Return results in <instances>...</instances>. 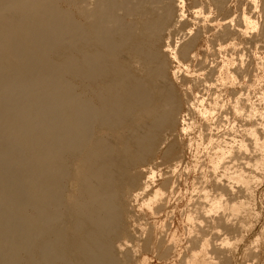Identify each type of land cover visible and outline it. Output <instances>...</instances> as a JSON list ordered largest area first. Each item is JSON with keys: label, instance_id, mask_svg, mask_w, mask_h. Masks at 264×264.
<instances>
[{"label": "bare ground", "instance_id": "bare-ground-1", "mask_svg": "<svg viewBox=\"0 0 264 264\" xmlns=\"http://www.w3.org/2000/svg\"><path fill=\"white\" fill-rule=\"evenodd\" d=\"M247 1L0 0V264H231L234 239L255 230L264 172L249 92L231 93V135L215 136L216 124L205 145L200 134L213 171L192 180L184 237L166 222L195 173L176 136L184 107L197 106L192 86L205 93L199 113L213 114L205 97L244 81L264 42V0ZM170 61L190 77L169 75ZM247 250L243 262L261 264Z\"/></svg>", "mask_w": 264, "mask_h": 264}, {"label": "rangeland", "instance_id": "rangeland-1", "mask_svg": "<svg viewBox=\"0 0 264 264\" xmlns=\"http://www.w3.org/2000/svg\"><path fill=\"white\" fill-rule=\"evenodd\" d=\"M242 1H244V3L245 4H247V6L250 8V3L247 1V0H242ZM246 1V2H245ZM247 7V8H248ZM263 44V45H262ZM256 46V45H255ZM253 47L252 48V51L249 53L248 52V54H247V67H248V69H249V73H248V75H247V78H245L244 79V81L243 80H240V81H238V83H237V85L234 87L233 86V88L232 89H230V87H232V84L229 82L228 84H227V86H229L228 88H227V86H224L223 85V87H221V86H219L218 87V89H214L215 90V93H216V95H214V96H206L205 98L207 99L206 100V107L207 108H211L212 107V113L213 114H210L209 116H202V114H200L201 113V105H199L198 106V104H201V101L199 100V99H201L200 97L203 95V94H205V93H203V91H202V89L200 90V89H196V88H193V86H192V88H191V90L190 91H192V93H191V97L192 98H194L196 101H197V99H198V101L196 102L195 101V104H197V106L195 107V109L193 108V110H190V111H188L187 110V108L186 107H184V109H183V113H182V115L178 118V121L179 122H177V127H176V130H177V133H176V136H177V138L179 139V140H181L182 141V145H183V151H184V162H185V165H188L191 169H193L194 171H195V173H192V175H191V180H190V182L189 183H183L184 181H182V182H180V189L179 190H181V191H179V195L177 194L176 196H174L171 200H170V204H169V211L171 212V211H173L174 210V208H176L177 207V210L175 211V213H174V218H173V216H171V214L169 215V220L166 222L165 220V222H166V224H168V225H170L171 223L173 224V229H175V228H178L179 229V236H180V238H183L184 237V234H185V225L184 224H182L183 223V216L185 215V212H187L186 210H189V209H187V208H189V206H190V200L189 199H191L192 197L194 198V199H196L197 198V193H194V192H192L193 191V187H192V184H193V182H192V180L194 181V179H196V178H198V179H201L203 176H201V175H203V172H207V174H209L208 176V178H211V176H212V165H211V163H210V159L212 158V152H214V151H211L210 149H206L205 150V148L203 149V146H199L200 145V143H202L201 142V139H202V137H204V142H205V145H207V142H208V140H206V138L208 139V134H209V129H213V128H216V126L218 125H220L221 126V128L220 127H218L217 126V128H218V131H216V132H214V135L215 136H218V137H227L226 135H231L232 134V132H231V126H229V124H228V121L229 120H233V119H236V116H235V114H234V111H233V100H235V97H234V93H236V92H241V93H243V92H249V94H250V97H251V99H252V101H253V103H255V105H256V107L259 109V113L257 114V116L256 117H254V118H256V119H254L253 118V123H255V122H257V123H263L264 124V42L263 43H261V44H259V45H257V47ZM240 47V50H239V48H238V50H237V53L235 52V54H236V59H237V61H236V64H235V67H234V69H233V72L235 71V72H237L238 71V69H239V66H240V61H239V56H241V54H242V52L244 51V48H246V46L245 45H241V46H239ZM249 46H247V48H248ZM201 48H203V50L205 49V50H207V48H208V45H207V43L205 42V43H203V45H202V47ZM245 52V51H244ZM239 56H238V55ZM173 62V63H172ZM181 64V63H179V62H177V61H170V68L171 69H169L170 71H169V75H171V71H172V69H176V68H179L180 67V69H182L181 70V73L182 74H180V79H183V78H188V77H190V76H188V70H186L185 68H186V66H187V62L186 63H183L182 62V64L181 65H178V64ZM239 63V64H238ZM189 64V63H188ZM174 65V66H173ZM239 65V66H238ZM176 67V68H175ZM184 74V75H183ZM181 81V80H180ZM178 82L177 84H178V86H180V85H182V81L181 82ZM240 83V84H239ZM231 85V86H230ZM238 85H239V88H241V89H239L238 88ZM191 86V85H190ZM244 87V88H243ZM186 88H190V87H186L185 86V89ZM221 88V89H220ZM226 89V90H225ZM183 90H184V88H183ZM223 90H224V92L226 93H224L223 92ZM244 90V91H243ZM198 91V92H197ZM202 91V92H201ZM221 91V92H220ZM232 91H233V94H231L232 93ZM201 92V94H199ZM218 92H220V93H218ZM230 95H232V96H230ZM198 95V96H197ZM221 97V99H222V101H223V104H222V101L219 99L220 97ZM195 96V97H194ZM216 96V97H215ZM212 97V98H211ZM231 97V98H230ZM228 99V100H227ZM231 99V100H230ZM219 101L218 103H219V106L216 108V107H214V105L213 104H215V102L214 101ZM226 100V101H225ZM207 102H209L210 103V105H208L207 104ZM221 102V103H220ZM225 102V103H224ZM229 102V103H228ZM225 105V107L226 108H224L223 106ZM228 105V106H227ZM221 107V108H220ZM199 108V109H198ZM201 108V109H200ZM219 108V109H218ZM228 108V109H227ZM221 109V110H220ZM188 112H187V111ZM200 110V111H199ZM225 110V111H224ZM214 111V112H213ZM216 111V112H215ZM221 111H223V112H221ZM190 112V113H189ZM197 112V113H196ZM200 112V113H199ZM219 112H221V113H219ZM189 113V114H188ZM192 113L193 114H195V115H192ZM197 114V115H196ZM200 114V115H199ZM234 114V115H233ZM261 114V115H260ZM262 115H263V117H262ZM187 116V117H186ZM194 116V117H193ZM201 116H202V118H201ZM217 116V117H216ZM231 116V117H230ZM261 116V117H260ZM209 119H208V118ZM227 117V118H226ZM234 117V118H233ZM182 118H183V120L185 119V121L186 122H191V123H184V122H182L183 120H182ZM192 120H190V119ZM206 118V119H205ZM226 118V119H225ZM231 118V119H230ZM221 119H223L224 120V122H222L223 120H221ZM197 120V121H196ZM205 120H207L206 121V123L207 124H204L203 125V123H205ZM226 120V121H225ZM228 120V121H227ZM211 122V123H209V122ZM184 124V126L182 127V125ZM185 124H188L189 126H190V128H188V131L186 132V131H184V129L186 130V126H185ZM210 124V125H209ZM217 124V125H216ZM224 124V125H223ZM194 125H196L195 126V128H193L194 127ZM201 125V126H200ZM209 125V126H208ZM212 125V126H211ZM227 125V126H226ZM203 129H202V128ZM181 128H182V130H181ZM199 128H201V129H199ZM204 128H206V129H204ZM208 129V130H207ZM221 131H220V130ZM227 129V130H226ZM181 130V131H180ZM191 130V131H190ZM204 130V131H203ZM229 130H230V132H229ZM262 130V129H261ZM183 131H184V133H183ZM207 131V132H206ZM201 132V133H200ZM225 132V133H224ZM186 133V134H185ZM228 133V134H227ZM181 134V135H180ZM189 134V135H188ZM200 134H202V137L200 136ZM221 134V135H220ZM184 136V137H183ZM192 137V138H191ZM201 139H200V138ZM223 137V138H224ZM183 138V139H182ZM195 138V139H194ZM191 140H192V142H191ZM195 140H197V141H195ZM200 140V141H199ZM197 142V143H196ZM200 142V143H199ZM199 143V144H198ZM187 144V145H186ZM193 144V145H192ZM198 146H197V145ZM184 147H186V148H184ZM193 149H192V148ZM200 147V148H199ZM190 148V149H189ZM200 151H199V150ZM203 149V150H202ZM203 151H204V153H203ZM201 154H199V153ZM206 152H208V154L206 153ZM198 156H197V155ZM209 154H211V155H209ZM196 155V156H195ZM203 155V156H202ZM208 157H207V156ZM195 156V157H194ZM197 157V158H196ZM199 157V158H198ZM211 157V158H210ZM210 158V159H209ZM196 159H198V160H196ZM203 159V160H202ZM188 160V161H187ZM201 160V161H200ZM209 160V161H208ZM203 161V162H202ZM211 161H212V159H211ZM187 162V163H186ZM189 162V163H188ZM196 162V163H195ZM202 162V163H201ZM196 164H198L201 168L202 167H204V170L203 169H201V168H199V166L197 167L196 166ZM200 164H202V165H200ZM210 164V165H209ZM191 166H193V167H191ZM194 166L196 167V168H194ZM196 169V170H195ZM201 169V170H200ZM208 169V170H207ZM209 169H210V171H209ZM184 171V170H183ZM200 171V172H199ZM181 172H182V170H181ZM261 172V171H260ZM260 172H258V173H260ZM263 172V171H262ZM258 173H255V175L257 176V178L258 179H260V180H263L264 181V177L263 176H261V175H264V172L263 173H261V175L259 176V174ZM192 176H193V179H192ZM262 179H261V178ZM262 181V182H263ZM262 182H260V183H258V181H257V183L258 184H254V189L256 190L255 191V194H254V197L251 199V201H250V208H251V210H250V212L253 214H251V218L253 217L254 218V216H256L255 217V219H257V220H259V222L257 221V220H254L253 218V224H255L256 226H255V230H254V232L252 233V234H249L248 235V237L245 239V241H238V239H234L235 237H229V238H233L234 239V241L235 240H237L236 242H232V243H234V245L233 246H236V247H238L239 248V252H237L236 253V257H235V259L233 258L232 260H231V264H241V263H244L245 264V262H243V261H246L247 259V257H248V254H249V251L247 250V248L248 247H250L251 249H252V251L254 250V248H257V249H260L259 251L258 250H254V253H255V255L256 254H258L259 255V253H260V255L258 256L259 258H260V260H261V264H264V240H262V239H264V238H262V237H264V182L262 183ZM160 183V182H159ZM185 184V185H184ZM261 184V185H260ZM189 187H188V186ZM192 188V189H191ZM190 190V191H189ZM192 190V191H191ZM186 193V194H185ZM195 196H194V195ZM182 195V196H181ZM182 198H181V197ZM181 199V200H180ZM182 201V202H181ZM190 203H189V202ZM255 201V202H254ZM177 202V203H176ZM187 203H188V205H187ZM175 205H178V206H175ZM185 208V209H184ZM179 209V210H178ZM183 209H184V211H183ZM143 213L145 214V215H143ZM148 212H147V210H144L142 213L140 212V215L142 216V218L144 219H146L147 220V218H149L146 222H147V226L148 227H150V228H153V227H157V228H160L161 227V223H162V221H163V219L164 218H162V220L161 219H158V221H156L155 222V220L153 219V218H151L150 216H149V213L147 214ZM183 213V214H182ZM255 213V214H254ZM258 215V216H257ZM147 216V217H146ZM149 216V217H148ZM172 219H171V218ZM259 217V218H258ZM154 221V222H153ZM258 223H257V222ZM159 223H160V225H159ZM258 224V225H257ZM184 225V226H183ZM263 230V231H262ZM262 231V232H261ZM261 233V234H260ZM259 234H260V236H259ZM263 234V235H262ZM257 235H258V237H257ZM254 237H257L256 239L254 238ZM252 238V239H251ZM262 238V239H261ZM249 239V240H248ZM251 239V240H250ZM255 239V240H254ZM261 239V240H260ZM256 242V244H255V242ZM259 242H258V241ZM231 241H232V239H231ZM250 241V242H249ZM249 242V243H248ZM253 242V243H252ZM258 242V243H257ZM262 242V243H261ZM243 243V244H242ZM246 243H247V246H246ZM259 243H261V244H259ZM241 244V245H240ZM251 244H253V245H256L257 247H253ZM250 245V246H249ZM259 245H261V246H259ZM258 246H259V248H258ZM243 249V250H242ZM261 249H263L262 251H261ZM181 251H184V249H182ZM247 252H248V254H247ZM262 252V253H261ZM184 253H186V252H184ZM183 253V254H184ZM243 254V255H242ZM246 255H247V257H246ZM239 256V257H238ZM242 256V257H241ZM244 257H246V258H244ZM244 259V260H243ZM236 260V261H235ZM241 260V261H240ZM132 264H138L137 262H134V263H132ZM153 264H161V263H158V262H155V263H153ZM170 264H172V263H170Z\"/></svg>", "mask_w": 264, "mask_h": 264}]
</instances>
